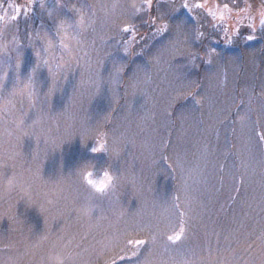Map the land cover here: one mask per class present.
Returning <instances> with one entry per match:
<instances>
[{"label": "rangeland", "instance_id": "1", "mask_svg": "<svg viewBox=\"0 0 264 264\" xmlns=\"http://www.w3.org/2000/svg\"><path fill=\"white\" fill-rule=\"evenodd\" d=\"M262 21L0 0V264H264Z\"/></svg>", "mask_w": 264, "mask_h": 264}, {"label": "snow or ice", "instance_id": "2", "mask_svg": "<svg viewBox=\"0 0 264 264\" xmlns=\"http://www.w3.org/2000/svg\"><path fill=\"white\" fill-rule=\"evenodd\" d=\"M33 6H35V0H33ZM184 7H187V5L185 4ZM225 7H228V5H225ZM17 12L19 13V12H20V9H17ZM13 19L18 20V19H19V15L13 17ZM262 25H264V21H262ZM61 26H62V25H61ZM166 27H167V26H166ZM164 30H166V29H160L159 31L163 32ZM124 31H128V29H124ZM248 39H253V37H252V36H249ZM125 51H127V49H125ZM119 72H120V70H117V72L114 73V74H111V73H110V77H111L112 79L117 78V77L119 76ZM93 150L96 151V149H93ZM181 231H182V230H181ZM167 239H168L169 241H178V240L181 239V236H180V235H177V236H175V237H173V236H168ZM147 243H148V241H144V240H138V241H136V244L139 245V246H144V245L147 244ZM134 255H135V253H134ZM123 258H124V257H121V259H123Z\"/></svg>", "mask_w": 264, "mask_h": 264}, {"label": "clouds", "instance_id": "3", "mask_svg": "<svg viewBox=\"0 0 264 264\" xmlns=\"http://www.w3.org/2000/svg\"><path fill=\"white\" fill-rule=\"evenodd\" d=\"M54 259L57 261V264H63V260L60 257H54Z\"/></svg>", "mask_w": 264, "mask_h": 264}]
</instances>
